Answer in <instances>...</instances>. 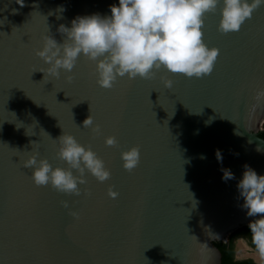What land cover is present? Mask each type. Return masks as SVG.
I'll use <instances>...</instances> for the list:
<instances>
[{
	"label": "water",
	"instance_id": "water-1",
	"mask_svg": "<svg viewBox=\"0 0 264 264\" xmlns=\"http://www.w3.org/2000/svg\"><path fill=\"white\" fill-rule=\"evenodd\" d=\"M118 3L23 0L21 7L0 0V264H220L213 241H227L260 218L246 215L237 184L245 164L264 175V97L257 99L264 88V5L228 34L218 31L219 8L205 14L204 43L219 50L207 76L161 69L152 79L117 77L104 89L94 62L80 56L71 73L44 79L37 70L48 65L35 55L42 36L62 43L61 24L110 16ZM90 114L99 135L83 127ZM63 131L91 146L110 172L104 182L86 172L79 196L35 185L32 169L22 166L36 152L53 168H67L55 141ZM107 136L117 146H106ZM133 146L140 160L128 172L120 153ZM222 169L235 178L223 180Z\"/></svg>",
	"mask_w": 264,
	"mask_h": 264
},
{
	"label": "clouds",
	"instance_id": "clouds-1",
	"mask_svg": "<svg viewBox=\"0 0 264 264\" xmlns=\"http://www.w3.org/2000/svg\"><path fill=\"white\" fill-rule=\"evenodd\" d=\"M16 2L24 6L23 0ZM262 5L264 0H119L118 5L109 6L110 16H77L70 28L61 24L57 31L65 36L62 43L43 35L42 47L35 55L48 67L37 71L44 73V79L46 76L59 78L61 70L71 73L78 57L83 56L94 62L96 83L104 89H111L117 77L152 79L161 69L187 78H201L211 74L219 55L217 48H209L204 43L205 14L216 13L219 8L218 31L228 34L238 32ZM65 79L71 82L73 77L68 75ZM162 83L166 89L172 88L171 80L162 79ZM262 97L264 88L257 93V99ZM158 100L159 97L157 103ZM82 124L84 128H91L93 134H100V126L93 123L91 114ZM55 141L58 142L57 156L67 168H53L46 159H37L38 153L33 152L22 161V166L32 169L31 179L35 185H50L57 192L79 196L78 184L87 183L86 172L98 182L110 178L104 161L91 146L80 145L64 131ZM104 143L109 147L117 146L114 136L105 137ZM216 158L222 162L220 150H216ZM120 159L122 167L131 172L139 164V147L122 151ZM243 167L237 184L244 201L241 207L247 210L248 217H260L251 220L248 228L251 244L264 264V175H257L246 164ZM221 171L223 180L235 178L230 170ZM84 194H89L87 188ZM107 195L115 199L118 193L109 187ZM61 204L68 207L67 201ZM69 214L74 219L79 218L76 212Z\"/></svg>",
	"mask_w": 264,
	"mask_h": 264
},
{
	"label": "trees",
	"instance_id": "trees-1",
	"mask_svg": "<svg viewBox=\"0 0 264 264\" xmlns=\"http://www.w3.org/2000/svg\"><path fill=\"white\" fill-rule=\"evenodd\" d=\"M258 135L264 139V122L261 129L258 131ZM239 235L247 237L248 241L251 243L248 224L242 225L231 232L227 241H213V244L220 252V264H257L251 258H235V239Z\"/></svg>",
	"mask_w": 264,
	"mask_h": 264
},
{
	"label": "rangeland",
	"instance_id": "rangeland-1",
	"mask_svg": "<svg viewBox=\"0 0 264 264\" xmlns=\"http://www.w3.org/2000/svg\"><path fill=\"white\" fill-rule=\"evenodd\" d=\"M236 257L240 258V257H244V256H256L257 253L256 252H252V250L249 249V247L246 245L245 241H243V239H237L236 241Z\"/></svg>",
	"mask_w": 264,
	"mask_h": 264
},
{
	"label": "flooded vegetation",
	"instance_id": "flooded-vegetation-1",
	"mask_svg": "<svg viewBox=\"0 0 264 264\" xmlns=\"http://www.w3.org/2000/svg\"><path fill=\"white\" fill-rule=\"evenodd\" d=\"M237 239H243V241H245V243H246V245L249 247V249L252 250V252H253V251L256 252L255 249H254V247L252 246V244L248 241L247 237H245V236H243V235H239V236L236 237V239H235V248H236V241H237ZM235 258H236V259L251 258L255 263H257V264H262V262H261L260 259H259L258 254H257L256 256H253V255L249 256V255H248V256H244V257L242 256V257H240V258H237V257H236V250H235Z\"/></svg>",
	"mask_w": 264,
	"mask_h": 264
}]
</instances>
